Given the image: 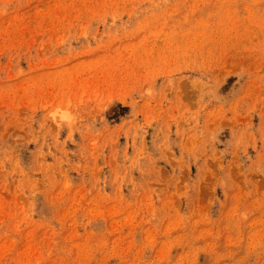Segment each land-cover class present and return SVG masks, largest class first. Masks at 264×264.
Here are the masks:
<instances>
[{"label":"rangeland","instance_id":"rangeland-1","mask_svg":"<svg viewBox=\"0 0 264 264\" xmlns=\"http://www.w3.org/2000/svg\"><path fill=\"white\" fill-rule=\"evenodd\" d=\"M0 264H264V0H0Z\"/></svg>","mask_w":264,"mask_h":264}]
</instances>
